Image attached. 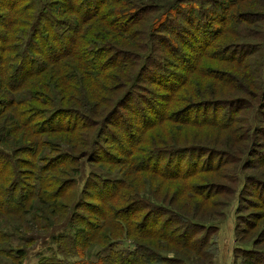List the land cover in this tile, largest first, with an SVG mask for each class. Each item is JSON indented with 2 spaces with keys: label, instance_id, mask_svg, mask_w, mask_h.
Listing matches in <instances>:
<instances>
[{
  "label": "trees",
  "instance_id": "1",
  "mask_svg": "<svg viewBox=\"0 0 264 264\" xmlns=\"http://www.w3.org/2000/svg\"><path fill=\"white\" fill-rule=\"evenodd\" d=\"M258 2L0 0V256L21 264L3 244L33 230L53 242L37 264L210 263L212 197L237 193L240 168L259 176L245 188L263 178L245 116L264 109ZM83 160L120 176L79 192Z\"/></svg>",
  "mask_w": 264,
  "mask_h": 264
},
{
  "label": "rangeland",
  "instance_id": "2",
  "mask_svg": "<svg viewBox=\"0 0 264 264\" xmlns=\"http://www.w3.org/2000/svg\"><path fill=\"white\" fill-rule=\"evenodd\" d=\"M258 3H260L261 10L263 11L264 7L261 4H264V0H259ZM212 8V5L206 7L207 10H211ZM211 17L212 15H209L207 19H204L208 28L213 25V23L210 22ZM235 30L237 32L239 29H236L235 27ZM235 30L232 31L230 35H225L223 39L224 44H229L230 42L240 43L242 41V39L235 33ZM188 42L191 46V49H188L190 52H192V48L200 46L199 43L195 40H189ZM208 44L200 47L207 51ZM177 72L184 74V71ZM150 96L151 95H148L149 98H153ZM245 116L255 119L256 122H254L253 127L256 130H259L260 133H264V109H262V107L257 111L255 109L247 111V113H245ZM254 138L257 141L260 137ZM253 148H256V150L258 149L256 145H253ZM259 150V157L254 158L251 155L252 153H250V155L248 156L249 158L253 159L254 162H256L258 165L262 166L258 173H261L260 176L263 178L257 179V187L253 186V184L255 183V181L253 180L249 181V184L245 188V174L252 173L256 176H258V174L254 169L252 170L247 168L244 169L245 171H243V173H241L240 168L238 172L240 171L242 179L240 180L239 184H237V193H233L234 195L215 194L212 197L211 200L214 201L211 202L210 205L211 217L208 221L209 223H213L216 228L211 232V234L207 236H204V234L206 233L205 231L197 234V238H200V236H202L205 237V239H207L208 241L207 252L210 263L206 258L207 256H204L205 258L202 259L201 263L189 262L188 264H246L245 259L247 257L252 258V254L249 253L258 254V256H256V258L260 261L258 262V264H264V237L260 238L259 235V233L264 230V163L259 161L260 158L263 159L261 153L264 152V148ZM189 158L186 159V165ZM239 164V167L242 166L241 163ZM120 167V165L109 164H105L102 167V165H92L91 163L89 164L83 160L81 161V173L77 177V179L79 180V184L76 185V188H78V191L81 192L82 186L84 185L86 179L85 177L92 171L97 172L101 176L107 178H113L114 176L119 177ZM224 174H228V172H225ZM211 179L215 182L219 181V179L216 178ZM250 184L252 185L250 186ZM78 191L77 195L80 194ZM24 226L31 227L32 219L29 218L26 222H24ZM56 229H59V227H57ZM54 230L55 229L47 232H52ZM30 231L24 233H11L12 235L9 239V242L3 244L4 247L8 250L10 248L17 249L19 247L25 249L26 257L21 264H37L41 257L51 254L50 246L53 245V242H51L50 238H42L40 240L38 239L36 241H33V243L24 241V239L26 240V236L30 234ZM35 234L37 236H44L49 233ZM96 248L97 247H95L94 249ZM255 251H258L259 253ZM87 255L88 257L92 258L89 250L87 252ZM169 255L172 257L175 255V253L170 252ZM7 258L0 256V264H15L11 261V258Z\"/></svg>",
  "mask_w": 264,
  "mask_h": 264
}]
</instances>
